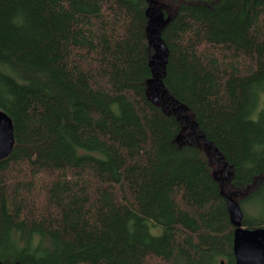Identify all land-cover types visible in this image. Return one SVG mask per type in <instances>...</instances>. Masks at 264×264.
I'll return each instance as SVG.
<instances>
[{
	"label": "trees",
	"instance_id": "1",
	"mask_svg": "<svg viewBox=\"0 0 264 264\" xmlns=\"http://www.w3.org/2000/svg\"><path fill=\"white\" fill-rule=\"evenodd\" d=\"M0 109V264H235L226 196L264 211V0H0Z\"/></svg>",
	"mask_w": 264,
	"mask_h": 264
},
{
	"label": "water",
	"instance_id": "2",
	"mask_svg": "<svg viewBox=\"0 0 264 264\" xmlns=\"http://www.w3.org/2000/svg\"><path fill=\"white\" fill-rule=\"evenodd\" d=\"M13 139L11 119L0 109V158L10 152ZM226 203L230 222L234 226L232 251L235 264H264V226L244 227L240 220L242 211L239 203L231 196H226ZM219 264H224V261L221 260Z\"/></svg>",
	"mask_w": 264,
	"mask_h": 264
},
{
	"label": "rangeland",
	"instance_id": "3",
	"mask_svg": "<svg viewBox=\"0 0 264 264\" xmlns=\"http://www.w3.org/2000/svg\"><path fill=\"white\" fill-rule=\"evenodd\" d=\"M241 208L245 218H260L264 222V211L261 210V205L257 201L241 203ZM152 232H160V229H152Z\"/></svg>",
	"mask_w": 264,
	"mask_h": 264
}]
</instances>
